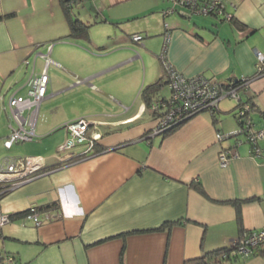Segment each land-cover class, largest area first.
I'll list each match as a JSON object with an SVG mask.
<instances>
[{
    "label": "crops",
    "instance_id": "1",
    "mask_svg": "<svg viewBox=\"0 0 264 264\" xmlns=\"http://www.w3.org/2000/svg\"><path fill=\"white\" fill-rule=\"evenodd\" d=\"M169 1H76L70 6L74 18L89 27L93 14L94 24L104 26L105 37L92 40L89 32L69 35L61 0H0V150L14 143H5L11 123L5 90L22 79L14 91L26 92L25 79L43 66L40 53L54 63L37 135L85 116L100 133L90 151L82 153L80 146L63 160L55 153L65 126L55 143L44 137L15 156H41L44 167L8 179L10 188L0 190H6L0 212L10 214L0 227V264H8L6 256L10 264H120L122 248L123 264H183L240 235L236 199L242 201L243 229L264 226V136L258 152L248 142L235 144L233 136L215 137L216 131L238 129L236 102H218L213 115L201 111L168 134L150 136L156 115L141 94L159 78L166 80L164 53L186 76L250 78L241 98L251 97L253 126L264 129V72L256 74L255 56V50L264 52V0H224L242 27L212 14L188 19L185 7L164 14ZM135 33L141 39L134 40ZM87 38L100 55L80 42ZM30 55L31 64L25 62ZM159 87L153 101L167 97ZM80 90L90 91L91 100L72 106ZM56 97H63L62 105L54 106ZM233 145L237 154L221 165L220 147ZM30 206L37 207L40 224L26 219ZM238 264H264V254Z\"/></svg>",
    "mask_w": 264,
    "mask_h": 264
},
{
    "label": "built area",
    "instance_id": "2",
    "mask_svg": "<svg viewBox=\"0 0 264 264\" xmlns=\"http://www.w3.org/2000/svg\"><path fill=\"white\" fill-rule=\"evenodd\" d=\"M78 0H65L67 6H72ZM173 5L166 7L164 14L175 12L179 7H185L191 13L212 14L225 19H230L231 15L226 12L224 0H170ZM177 5V6H176ZM168 29L169 25L164 24ZM167 31V30H166ZM167 37V35H166ZM134 40L141 39V34L132 35ZM166 41V40H165ZM48 45V49L50 48ZM43 58V66L31 70L25 79L26 92L24 94L10 93L6 102V109L9 113L11 123L10 132L6 145L12 142L31 141L36 136V119L41 101L46 97L47 85L49 81L48 66L54 63L47 53H40ZM256 74L264 72V52L255 50ZM27 62V60H25ZM162 65L166 76V84L169 88L167 97H160L152 101L149 105L151 111H155L156 123L148 135L152 136L161 133L172 124L201 111H211L218 106L219 100L224 96L234 98L236 101L241 99L242 92L245 90L250 78H240V83L232 85L214 78H208L203 74L186 76L166 59L162 53ZM82 79H76L80 82ZM1 98L3 95H1ZM3 99V98H2ZM159 113V114H158ZM236 117L239 121L238 129L231 133L216 131L217 141L228 137L234 138L235 144L248 142L251 150L258 152V139L264 136V129L254 128V123L249 113V104L244 102L237 106ZM67 135L63 142L58 146L55 156L58 160H63L66 156L75 154V148L82 146V153H86L95 147L100 133L93 128L92 120L88 117H79L65 123ZM80 154V153H79ZM235 145L231 147H220L218 160L221 165H226L229 158L235 156ZM76 155V154H75ZM44 167L41 156L10 157L0 158V181L8 180L12 177H22L36 172ZM11 185L8 186L10 188ZM24 213L26 219L32 220L36 225L41 223L39 211L35 206H30ZM48 215L46 214V217ZM10 220V214L0 212V227ZM236 244L234 251L246 256L253 247L264 243V226L257 229H249L231 241ZM8 264L12 262L11 256H6Z\"/></svg>",
    "mask_w": 264,
    "mask_h": 264
},
{
    "label": "trees",
    "instance_id": "3",
    "mask_svg": "<svg viewBox=\"0 0 264 264\" xmlns=\"http://www.w3.org/2000/svg\"><path fill=\"white\" fill-rule=\"evenodd\" d=\"M61 3L64 7L65 13H66V18L68 20L69 23V35H75V34H80L83 36H87L88 35V24L81 22L80 20L74 18L71 14H70V6L66 5L65 0H61ZM178 10V9H177ZM232 23L236 24L238 27H242V25L236 21V19L231 16L229 19ZM240 79H235L232 81H227V83H232V85H236L238 83H240ZM165 83V81L163 82L162 78H159L157 81L153 82L152 84L146 86L145 88L142 89V98L146 104V106L148 107L150 105V103L153 101V96L156 93V90L158 89V87L162 84ZM251 97H247V98H241L239 99V101H236V105H235V110L237 106H239L240 104L247 102L249 104V113H251L252 109H254V103L250 101ZM218 109V106L215 107L213 110L208 111L210 113H212V115L216 112V110ZM155 115H157V113L154 111ZM159 114V113H158ZM196 114V113H195ZM194 115V114H192ZM192 115L183 118L181 120H179L178 122L172 124L170 127L166 128L164 131L161 132V134H168L171 131H173L174 129H176L178 126H180L182 123H184L187 119H189ZM234 116L236 117V113L234 112ZM251 116V115H250ZM237 122L239 123L237 117H236ZM148 133V132H147ZM6 181L8 180H1L0 183H2L0 186V190L6 189L5 187L9 186L10 184L6 185L4 183H6ZM199 186V183H196ZM4 192H6V190L4 191H0V196H2L1 194H4ZM233 201V200H232ZM235 206H236V220L239 224L240 227V233L245 231V230H249V229H243L241 226V214H240V203L242 202L239 199H236L233 201ZM37 208V207H36ZM38 210V209H37ZM27 210L24 211V213ZM165 224V223H163ZM163 224L158 226L157 228H162ZM236 247V244H228L226 246H220L211 250H206L203 251L200 255L196 256V257H192V258H188L185 259L183 261V264H221L225 261H231L233 264H238L240 258H246L250 255L253 254H264V243L256 245L255 247H253L252 251L247 254L246 256L240 255L238 253H236L234 251ZM122 254H123V248L121 250V254H120V264H123V258H122Z\"/></svg>",
    "mask_w": 264,
    "mask_h": 264
},
{
    "label": "rangeland",
    "instance_id": "4",
    "mask_svg": "<svg viewBox=\"0 0 264 264\" xmlns=\"http://www.w3.org/2000/svg\"><path fill=\"white\" fill-rule=\"evenodd\" d=\"M88 4H86V6H87ZM173 5V3H172V1H169V3H168V6L167 7H171ZM177 6V5H176ZM73 9H75L76 10V7H73ZM80 10L82 11L81 13L82 14H86V9H84L83 7H81L80 8ZM88 11V10H87ZM42 12H39V14H41ZM174 12H172V13H170L169 15H172ZM188 15H189V18L188 19H190V17L192 18V19H196L197 20V18H199L198 16H200V18H204V17H207V18H211V16H209V14H201V13H188ZM166 16H168V15H166ZM95 16L92 14V15H90V17H89V19H90V22L92 23L91 25H89V35H88V38H90V37H92V40H94V39H96L97 40V38L99 37V39H102V38H104L105 36H104V29L102 28V27H104V26H102L101 24H94V22H95ZM105 32H106V29H105ZM107 34V33H106ZM88 38L87 39H83V40H80V42L82 43V42H84L85 44H83L84 46H85V48L90 52L91 51V53L92 54H94V55H100V53H98V50L95 48V47H92L91 46V44L88 42ZM64 40V39H63ZM56 41H58V40H56ZM88 44V45H87ZM56 47V46H55ZM62 49H58V51H61ZM56 51V50H55ZM32 56L33 55H30L27 59V61L28 62H30V64L32 63ZM40 63V60L38 59L37 60V64H39ZM92 63H94V62H92ZM24 69H22V71H23ZM52 71H54V68H53V66H51V68H50V73L52 74ZM22 78V77H21ZM23 82V80L21 79L20 81H18L17 83H15L14 85H12L11 86V88H9V90L6 92V90H5V103L7 102V99H8V96H9V94L12 92V91H14L16 88H17V86H20L21 85V83ZM7 83H5V85H6ZM2 91H4V90H2ZM159 92L161 93V94H164V96H168L169 95V88H168V86H167V84L166 83H162L161 85H160V87H159ZM0 94L1 95H3V93H1L0 92ZM93 94L90 92V91H86V90H80L79 92H77L76 94H75V96L77 97V99L76 100H73V102L74 103H71V105L72 106H80V107H82V106H87V104L89 103V100H91V96H92ZM3 98V97H2ZM2 98H1V96H0V102L2 101ZM63 101H64V99H63V97L60 99V97H56V99H55V101H54V106L56 105H58V103H61V105H62V103H63ZM226 101L227 102H229V103H232V104H234V102H236V100L234 99V98H232V97H229V96H224V97H222L221 98V100L219 101V102H221V104H224V103H226ZM43 103L44 102H41L40 104V106H39V108H40V110H39V120H37L36 119V126H37V124H39V122H40V120H41V114H42V106H43ZM195 115V114H194ZM193 116V115H192ZM86 117V116H85ZM88 117V116H87ZM231 117V119L234 121V118H233V116H230ZM37 118H38V116H37ZM89 118V117H88ZM64 130H66L65 129V127L64 126H57V127H54L53 129H51V130H48L45 134H43V135H41V136H39V135H37V131H36V136L33 138V140H31V141H26V142H14L12 145V147L11 148H7V147H5V146H3V148L0 150V158L1 157H3V156H10V157H15V156H17V155H23L24 153H26V151H25V149L26 148H28V147H31L32 145H34V144H36V143H38L42 138H49L50 140H51V142L52 143H55V141L60 137V133H63L64 132ZM62 143V142H61Z\"/></svg>",
    "mask_w": 264,
    "mask_h": 264
},
{
    "label": "clouds",
    "instance_id": "5",
    "mask_svg": "<svg viewBox=\"0 0 264 264\" xmlns=\"http://www.w3.org/2000/svg\"><path fill=\"white\" fill-rule=\"evenodd\" d=\"M165 83H166V80H165ZM65 126V125H64ZM152 130V129H151ZM150 132V131H149ZM148 134V133H147Z\"/></svg>",
    "mask_w": 264,
    "mask_h": 264
},
{
    "label": "water",
    "instance_id": "6",
    "mask_svg": "<svg viewBox=\"0 0 264 264\" xmlns=\"http://www.w3.org/2000/svg\"><path fill=\"white\" fill-rule=\"evenodd\" d=\"M158 134V133H157Z\"/></svg>",
    "mask_w": 264,
    "mask_h": 264
}]
</instances>
